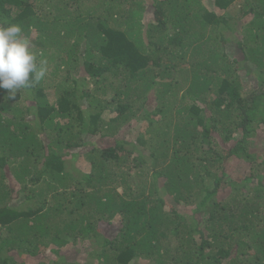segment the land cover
<instances>
[{
    "label": "trees",
    "instance_id": "obj_1",
    "mask_svg": "<svg viewBox=\"0 0 264 264\" xmlns=\"http://www.w3.org/2000/svg\"><path fill=\"white\" fill-rule=\"evenodd\" d=\"M9 24L47 72L0 90V264H264V0H0Z\"/></svg>",
    "mask_w": 264,
    "mask_h": 264
},
{
    "label": "clouds",
    "instance_id": "obj_2",
    "mask_svg": "<svg viewBox=\"0 0 264 264\" xmlns=\"http://www.w3.org/2000/svg\"><path fill=\"white\" fill-rule=\"evenodd\" d=\"M21 33L18 24L0 26V90H7L10 98L19 89L35 86L47 72V61L37 64L29 40Z\"/></svg>",
    "mask_w": 264,
    "mask_h": 264
},
{
    "label": "rangeland",
    "instance_id": "obj_3",
    "mask_svg": "<svg viewBox=\"0 0 264 264\" xmlns=\"http://www.w3.org/2000/svg\"><path fill=\"white\" fill-rule=\"evenodd\" d=\"M144 1L150 2L151 0H144ZM208 3H211V2H208ZM210 8L212 9V6H210ZM217 10L218 9H216L214 11L216 12ZM238 11H239V3L237 2L233 6H231L230 9L227 12H225V13L224 12H221V14L223 13V14H225V16L227 15L229 18H233L235 20H238L237 19L238 18V15H239ZM151 19H153V16L146 15L145 17L142 18L141 25L145 27ZM145 30L146 29L143 28V33L144 34H145ZM23 36H24V33L21 34V37H23ZM30 39L32 40L33 39V36H31ZM30 46H31V49L30 50L34 53V51L36 49V45L35 44L32 45V43H30ZM252 76L253 75H251L250 78H252ZM252 80H253V84H254L258 79L255 76H253ZM124 127H126V126H124ZM128 127H126V130H125L124 134L122 135V136H124L123 139H125V140H127L129 142H134L135 139L139 136V134L141 132H143V130H142V124L141 123H138V122L137 123H133L132 122V124L130 126H128ZM147 141L150 142L151 141V137H148ZM89 142H91V139H90ZM98 145H99V142L97 140H93L90 144L87 145V147H88V150H89L91 147H96ZM145 148H147V146H145ZM253 150L254 149L251 148V152H253ZM258 152H259V154H260L261 157L259 159L255 158L256 159V162L253 164V167H255V165H256L257 162L264 161V155H262V151L259 149ZM263 154H264V152H263ZM82 165H84V164H80V166H82ZM241 166L239 168H241ZM82 168H85V167H82ZM245 168H248L247 167V164H246ZM190 210H191V208H189V209L187 208L186 210L184 208V209L180 210V212L181 213H185L184 215L187 218H191V212H190ZM79 246H89V242H87V243H81V244H79ZM80 255H79V257H80ZM39 258L38 257H30V258H27L26 260H27V263L28 264H41V263H43L42 261L39 260ZM53 258H55V256H53Z\"/></svg>",
    "mask_w": 264,
    "mask_h": 264
}]
</instances>
